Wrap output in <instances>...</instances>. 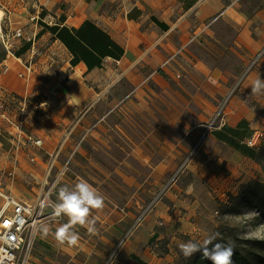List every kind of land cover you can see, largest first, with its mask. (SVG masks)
Returning <instances> with one entry per match:
<instances>
[{
	"label": "crops",
	"instance_id": "1",
	"mask_svg": "<svg viewBox=\"0 0 264 264\" xmlns=\"http://www.w3.org/2000/svg\"><path fill=\"white\" fill-rule=\"evenodd\" d=\"M67 1L52 24L71 66L63 84L44 88L22 58L4 61L0 192L35 200L55 183L63 214L39 226L34 264H104L129 231L112 264H183L209 243L217 197L264 148V52L198 145L264 50V0ZM12 94L28 100L26 129L42 146L17 147Z\"/></svg>",
	"mask_w": 264,
	"mask_h": 264
},
{
	"label": "rangeland",
	"instance_id": "2",
	"mask_svg": "<svg viewBox=\"0 0 264 264\" xmlns=\"http://www.w3.org/2000/svg\"><path fill=\"white\" fill-rule=\"evenodd\" d=\"M71 4L67 0H57L54 4L51 0H0V9L4 11L0 54L7 52L5 61L8 59L17 62L15 56L22 58L24 61L22 60L21 70L24 69V64L32 65L35 81L41 82L44 88L55 86L58 82L63 84L71 70L67 54L48 29V25L54 24L58 16L63 15L61 12L69 9ZM34 15L37 16L36 19H33ZM19 29L23 31L22 36L18 35ZM30 37L32 39L28 41ZM22 61L18 60L21 64ZM3 64L4 62L0 64V73H4ZM36 98L39 97L36 95L30 99V110H33L31 100ZM9 100L3 108L15 113L11 119H17L22 97L12 94ZM259 142L260 140L255 147H258ZM257 161V168L247 170L236 184L226 187L223 196L217 197V204L211 210L208 220L211 233L209 242L223 241L244 250L249 246L250 240H264V210L254 198L245 199L248 190L255 183L264 182V148Z\"/></svg>",
	"mask_w": 264,
	"mask_h": 264
},
{
	"label": "built area",
	"instance_id": "3",
	"mask_svg": "<svg viewBox=\"0 0 264 264\" xmlns=\"http://www.w3.org/2000/svg\"><path fill=\"white\" fill-rule=\"evenodd\" d=\"M37 16L34 15L33 19ZM19 36L23 35L22 29H19ZM31 37L28 41H31ZM256 55L251 59L247 67L239 75L238 79L233 84L229 93L223 98V100L217 106L215 112L212 115L210 122L205 127L203 134L201 135L198 145L203 142L207 134L217 126H220L225 121V111L230 103L232 97L239 90L242 82L249 74V72L257 65L262 53ZM32 65H25V71L31 73L33 70ZM9 70V66L5 65L3 72L6 73ZM24 74L20 73V77ZM28 111V100L23 98L21 100L20 115L17 120L11 121L16 132L14 135L16 139L17 147L25 142L33 143L36 146H42V140L35 139L31 133L26 129L25 118ZM263 133L257 131L251 139L248 140L249 146H256L258 141L262 138ZM69 161L64 165L63 170L66 172L69 169ZM14 173L10 172L9 176L13 177ZM174 177L171 178V182ZM169 183L165 184L164 187L158 192L154 200L146 207L143 214L140 216L138 221L143 217L145 213L150 211L156 204L157 200L163 196L167 190ZM55 183L47 182L45 189L41 195L35 200H28L22 197H17L11 194H5L0 192V195L4 198V204L0 210V264H34L32 257L37 240V234L39 226L44 220L50 218H60L63 214V210L58 206L52 199L54 194ZM51 208L52 211H48ZM130 231L118 242L114 252L104 262V264H112L114 257L120 251Z\"/></svg>",
	"mask_w": 264,
	"mask_h": 264
},
{
	"label": "trees",
	"instance_id": "4",
	"mask_svg": "<svg viewBox=\"0 0 264 264\" xmlns=\"http://www.w3.org/2000/svg\"><path fill=\"white\" fill-rule=\"evenodd\" d=\"M63 16H61L62 18ZM49 31L63 41L57 25H48ZM7 52L0 54V64L5 61ZM260 152L253 156L258 160ZM246 198H254L264 210V182H257L248 190ZM183 264H264V240H250L249 246L242 250L226 242H209Z\"/></svg>",
	"mask_w": 264,
	"mask_h": 264
},
{
	"label": "bare ground",
	"instance_id": "5",
	"mask_svg": "<svg viewBox=\"0 0 264 264\" xmlns=\"http://www.w3.org/2000/svg\"><path fill=\"white\" fill-rule=\"evenodd\" d=\"M3 16H4V11L2 9H0V32H2L1 21H2Z\"/></svg>",
	"mask_w": 264,
	"mask_h": 264
}]
</instances>
